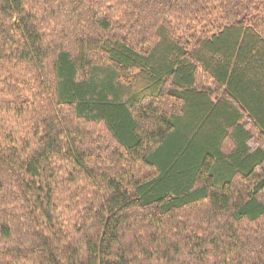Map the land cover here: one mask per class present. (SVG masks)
<instances>
[{
    "label": "trees",
    "instance_id": "1",
    "mask_svg": "<svg viewBox=\"0 0 264 264\" xmlns=\"http://www.w3.org/2000/svg\"><path fill=\"white\" fill-rule=\"evenodd\" d=\"M0 264H264V0H0Z\"/></svg>",
    "mask_w": 264,
    "mask_h": 264
},
{
    "label": "rangeland",
    "instance_id": "2",
    "mask_svg": "<svg viewBox=\"0 0 264 264\" xmlns=\"http://www.w3.org/2000/svg\"><path fill=\"white\" fill-rule=\"evenodd\" d=\"M206 83V82H205ZM207 84H209V83H207ZM175 223H176V221H175Z\"/></svg>",
    "mask_w": 264,
    "mask_h": 264
}]
</instances>
